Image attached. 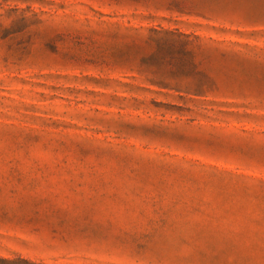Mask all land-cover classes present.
Returning a JSON list of instances; mask_svg holds the SVG:
<instances>
[{
    "label": "rangeland",
    "instance_id": "rangeland-1",
    "mask_svg": "<svg viewBox=\"0 0 264 264\" xmlns=\"http://www.w3.org/2000/svg\"><path fill=\"white\" fill-rule=\"evenodd\" d=\"M0 264H264V0H0Z\"/></svg>",
    "mask_w": 264,
    "mask_h": 264
}]
</instances>
